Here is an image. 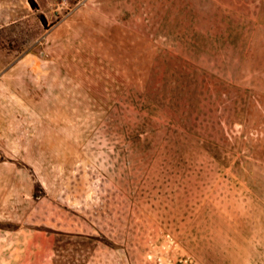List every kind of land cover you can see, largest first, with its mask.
Wrapping results in <instances>:
<instances>
[{"label": "rangeland", "instance_id": "rangeland-1", "mask_svg": "<svg viewBox=\"0 0 264 264\" xmlns=\"http://www.w3.org/2000/svg\"><path fill=\"white\" fill-rule=\"evenodd\" d=\"M231 230L264 248V0H0V264H228Z\"/></svg>", "mask_w": 264, "mask_h": 264}, {"label": "crops", "instance_id": "crops-1", "mask_svg": "<svg viewBox=\"0 0 264 264\" xmlns=\"http://www.w3.org/2000/svg\"><path fill=\"white\" fill-rule=\"evenodd\" d=\"M229 236L233 239V242L228 264H264V248L261 245L251 241L249 236L240 231L231 230V232H228L227 237ZM235 239L239 241L235 242Z\"/></svg>", "mask_w": 264, "mask_h": 264}, {"label": "trees", "instance_id": "trees-1", "mask_svg": "<svg viewBox=\"0 0 264 264\" xmlns=\"http://www.w3.org/2000/svg\"><path fill=\"white\" fill-rule=\"evenodd\" d=\"M41 20H42L43 24H45V25H46V23H47V22H46V19H45V17H44V16H42V17H41Z\"/></svg>", "mask_w": 264, "mask_h": 264}]
</instances>
